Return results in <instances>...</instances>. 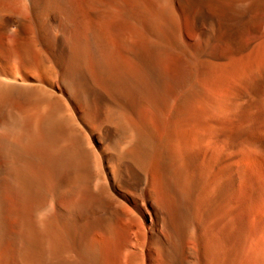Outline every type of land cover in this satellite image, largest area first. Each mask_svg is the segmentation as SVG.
Instances as JSON below:
<instances>
[{"label":"bare ground","instance_id":"1","mask_svg":"<svg viewBox=\"0 0 264 264\" xmlns=\"http://www.w3.org/2000/svg\"><path fill=\"white\" fill-rule=\"evenodd\" d=\"M0 264H264V0H0Z\"/></svg>","mask_w":264,"mask_h":264}]
</instances>
